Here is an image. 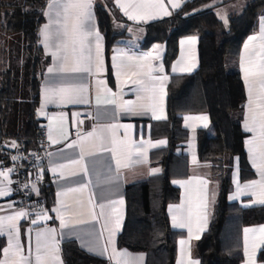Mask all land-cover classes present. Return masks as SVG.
Returning <instances> with one entry per match:
<instances>
[{
	"label": "crops",
	"instance_id": "0c3cea01",
	"mask_svg": "<svg viewBox=\"0 0 264 264\" xmlns=\"http://www.w3.org/2000/svg\"><path fill=\"white\" fill-rule=\"evenodd\" d=\"M184 1L190 0H176L180 5L179 7H173L171 3H168V0H165V3L168 11L172 13L179 9ZM250 1L214 0L208 6L213 8L216 14L218 11L228 7H231L230 10H233V8L240 9L243 2L246 6ZM51 3L52 0H49L45 10V22L41 29L45 25H49V32L54 33L57 27L55 21L58 17L55 5L49 8V4ZM111 4L116 8L117 16H123L134 25L148 23L168 16L161 15L156 19L148 20H130L121 8L118 7L117 0H92L90 11L93 19L85 22V29L91 30L93 35L88 37L84 49L85 57L89 55V48L91 49V72L70 73L60 71L62 60L52 55L56 51L54 38L49 41V47L45 48L40 35L42 49L49 58L50 63L46 68V77L40 91L38 117L41 127L44 128L46 134L45 143L48 154L44 160V170L48 175L49 184L54 188V204L50 209L44 208L39 212L41 215L46 214L50 219H37L36 214L30 220L24 217L12 222L19 228L20 235L18 239L22 247V255L27 257L31 261V264H35L38 234H44L45 238L51 242V238L47 237L50 229L56 230L55 243L59 247L60 264H64L61 243L65 239L77 242L86 253L96 257H104L113 264H117L118 259H123V257H116L115 253H126L127 258L133 264H146L145 253L131 252L125 248L117 247V238L123 231L126 218V200L123 191L127 186L144 182L151 177L159 176L163 172L162 167L150 164V155L152 152L163 150L168 146L166 138L152 137L153 125L155 123H164L168 119V94L163 97L162 103L163 112L167 118L161 120L153 119L151 111L144 113L139 107L141 104L150 103L147 99L149 93L144 91L142 85L133 83V80L140 79L148 85L159 84V81L149 80L147 76L132 77L130 79L128 73L135 70V65L137 64H150L154 69L151 73L153 77H168V80L164 82L167 93L171 77L192 75L199 69V40L195 36L180 38L177 45V57L171 63L169 70H167L164 63L166 45L164 43H153L148 48L142 49L140 47V40L143 38V30L135 26L129 29V38L122 40L110 50L109 61L107 62L105 40L98 28L95 9L97 6H101L109 10L108 8ZM233 15L238 14H229L226 16L227 20ZM216 16L218 17L217 14ZM262 21H264V15L258 20L256 32L244 41L239 57V71L245 91L241 129L245 134L244 147L246 160L254 176L249 180H241L240 160L239 158H235L228 201L238 204L242 209L264 207V204L259 202V187H246L253 181H259L261 177L257 166L254 165L253 154L249 151L248 145V141L252 139L254 134L245 130V124L250 121L251 113L249 111V88L245 82L244 72L241 67L242 58L243 62L247 64L252 50L259 51ZM114 25L117 30H121L123 26L116 21ZM95 33H99L101 37L99 42V59L103 61V64L102 71L100 72L96 71L97 46ZM253 36L258 37V39L253 41L246 51L245 45L249 44V38ZM191 37L196 38L195 44H181L182 41H188ZM60 55L62 56L63 53ZM145 57H148V59H144ZM182 58L184 65L195 63L196 67L191 72L179 71L180 66L177 65V62L181 61ZM85 63H88V61L86 60ZM174 66L177 67V71H173ZM161 67L163 71L158 70ZM49 68H52L53 71L49 72ZM99 81H103L104 83H99ZM68 85L83 86L86 91L81 94L80 99L87 102L66 104L46 102V89ZM108 90L111 91L109 92ZM257 92V86L253 85V98L256 97ZM157 95L159 96V93ZM97 96H99L101 101L99 104H97ZM109 100H115L116 103H107L106 101ZM123 101L132 102V111H125L120 107ZM160 107L161 105L158 101L156 105L157 114L160 113ZM186 116H207V127L201 121H186L184 119ZM111 125H115L116 127H110ZM209 125L210 118L206 113H187L181 116V126L188 132L189 136L185 142L178 145L175 153L188 158L189 176L183 179L176 178L171 181V185L179 190V200L177 203L169 204L166 209L170 228L179 235L176 240V258L174 264H189L190 261L199 262L196 256V245L208 229L213 207L218 196V184L210 179L211 166L199 162L197 152V132L207 129ZM93 131H95L96 135L83 142L85 147L83 161L81 164H71V161L80 159L81 138ZM49 136L52 137L51 140ZM98 137H103L104 149H111L113 147V139L117 142L125 141L130 147V152L122 154L121 159L126 160L128 166L118 167L117 160L113 157L112 152L101 150V141ZM159 140H165L167 142L166 145L160 147L149 146V141L154 144ZM70 144L73 146L69 147ZM10 149L15 150L18 148L12 146ZM145 151L147 156L146 162L142 155ZM193 157H195V163L193 162ZM259 163L260 161L257 159L256 164ZM62 165H66L67 167L62 168ZM85 166L87 172L84 171ZM154 168H158L160 171L152 175L150 174V170ZM7 174V180L0 176V188L7 189L10 193L9 195L0 196V218L15 215L16 212L21 211L16 201V196L10 191L11 176L9 173ZM195 178L206 180L208 183L205 185ZM174 181L178 183H174ZM189 181L190 183H188ZM180 182H184L183 186ZM41 186L42 184L33 187L34 196L38 197ZM81 188L82 191H70V189ZM89 200H91V203H89ZM119 200H123L124 203L122 205L112 203V201ZM100 205L104 207L101 208ZM93 210L96 214V219L92 218ZM101 213L103 214L101 215ZM174 215L177 217L178 222L183 221L186 225L190 224L192 228L191 236L189 235L187 226H173L172 217ZM61 216L66 221L67 227H61ZM34 219H37V223L35 224L32 223ZM118 220L119 226L117 227ZM5 223L7 225L8 222ZM261 227H264V223L243 228V261L241 264H249L248 254L253 253V251L255 264H264V259H260V254L264 251V245L259 244L261 234L259 232L245 233V229H259ZM8 231L9 229L6 226L5 234L0 236V239L5 242V247L8 246L9 241ZM197 235L199 239L196 238ZM16 239L17 237L13 233V243L16 242ZM182 240L186 242L183 246L180 243ZM43 242L44 240L42 239L41 243ZM254 244L257 247L253 250ZM4 258L2 253L0 259Z\"/></svg>",
	"mask_w": 264,
	"mask_h": 264
},
{
	"label": "trees",
	"instance_id": "16d2710c",
	"mask_svg": "<svg viewBox=\"0 0 264 264\" xmlns=\"http://www.w3.org/2000/svg\"><path fill=\"white\" fill-rule=\"evenodd\" d=\"M214 0L184 1L170 15L148 23L129 22L117 16L114 5L109 10L97 6V24L110 50L130 37L129 29L143 30L142 49L164 43V63L169 70L177 57L180 38L195 36L199 40V69L192 75L171 77L167 91V115L164 123H155L152 137H163L168 146L150 155V164L160 166L159 176L127 186L124 228L117 247L146 254V264H174L178 234L169 225L167 206L177 203L179 190L171 185L176 178L189 176L186 156L175 153L188 139L181 126V116L206 113L210 125L197 132L199 162L211 166L210 179L218 184V196L207 231L196 245L200 264H241L242 230L264 223V207L242 209L228 201L235 158L240 160L241 180L253 178L245 154V134L241 129L245 91L239 71V57L244 41L255 33L264 15V0H251L238 15L223 23L208 5ZM49 0H0V144L5 149L15 144L22 152L40 150L42 127L38 117L40 91L50 60L45 55L40 30L45 22ZM123 25L121 30L114 23ZM1 161V160H0ZM45 161L37 164L43 174L38 197L50 209L54 188L49 184ZM4 240L0 239V258ZM64 264H113L104 257L83 251L77 242L63 240ZM264 259V251L260 254Z\"/></svg>",
	"mask_w": 264,
	"mask_h": 264
},
{
	"label": "snow or ice",
	"instance_id": "6c2138e0",
	"mask_svg": "<svg viewBox=\"0 0 264 264\" xmlns=\"http://www.w3.org/2000/svg\"><path fill=\"white\" fill-rule=\"evenodd\" d=\"M168 3H171L173 7H179V3L176 0H168ZM55 5L57 9V17L58 19L55 21L57 27L54 33L49 32V25H45L43 29H41L40 35L42 37V43L44 44L45 48L49 47V41L54 38L55 40V47L56 51L52 53L54 57L62 60V64L60 67V71L63 72H70V73H78V72H91V49L89 48V55L87 57L84 56V49H85V42L88 40V37L93 35L91 30L85 29V22L91 21L93 19L91 15V8H92V0H52V3L49 4V8H52ZM118 7L124 12V14L130 20H148V19H156L161 15H170L171 13L168 11L166 7L165 0H117ZM227 21H225L226 23ZM96 35V46H97V65L96 71H102V64L103 61L99 59V47H100V39L99 33H95ZM258 37L253 36L249 38V44L245 45L246 51L249 49V46L252 44L253 41H256ZM260 45L259 51L256 52L255 49L252 50L250 53L249 60L247 64L243 62L241 67L244 72V78L246 84H248L249 88V111L251 113L250 121L246 122L245 130L247 132L253 133L252 139L248 141L249 151L253 154V162L254 165L257 166L261 179L259 181H253L250 185L246 187L256 188L259 187L260 189V198L259 202L264 204V21L261 24V35L259 37ZM196 38L191 37L188 41H182L181 44L189 43L195 44ZM63 53L61 56L60 54ZM144 59H148L145 57ZM88 63H85V61ZM179 65V71L181 72H191L195 67V63H190L188 65L183 64V58L181 61L177 62ZM159 71H163L162 67L158 69ZM53 69L49 68V72H52ZM154 69L150 64H137L135 65V70L128 73L129 78L132 77H141L147 76L149 80L152 81H159V84H145L143 80L136 79L133 80V83H137L142 85L145 92L149 93L147 99L150 101L148 104H141L139 105L142 112L146 113L151 111L152 118L161 120L166 119V115L163 112V97L167 94L165 91L164 82L168 80L167 76H158L153 77L151 75ZM173 71H177V67H173ZM119 75V73H118ZM99 83H104L103 81H99ZM253 85H256L258 88V92L255 98H253ZM86 91V89L81 87H76L73 85L46 89L45 90V100L46 102L50 103H80V102H87L80 99L81 94ZM109 92L111 90H108ZM159 93V96L157 95ZM159 101L160 113L157 114L156 105ZM100 98L97 96V104H99ZM107 103H116L115 100L106 101ZM131 101H123L120 104V107L125 111H132L131 108ZM254 105V107H253ZM53 119H55L53 117ZM186 121H201L203 122L204 126L207 127L208 117L207 116H186L184 118ZM247 119V118H246ZM110 127H116L115 125H111ZM131 127V126H127ZM95 131L88 133L85 137L81 138V156L79 160L71 161V164H81L84 158L85 147L83 145L84 141H87L91 137L95 136ZM51 140L52 137L49 136ZM101 141V150H108L111 151L113 157L117 160L118 167H127L128 164L126 160L121 159V155L124 153L130 152V147L125 141L117 142L113 139L112 144L113 147L111 149H104L103 146V137H98ZM55 142V141H53ZM165 140L156 141L154 144L149 141L150 147H160L166 145ZM73 145H69L72 147ZM15 147V144H13ZM92 154V153H89ZM144 157V161L146 162L147 156L146 151L142 153ZM16 159V157H13ZM259 159L260 163L256 164V160ZM193 162L195 163V157H193ZM63 167H67L66 165H62ZM55 171V170H54ZM84 171L87 172L86 166L84 167ZM160 170L158 168H154L150 170V174L155 175ZM0 176L4 177L5 180L8 179V174L6 172H0ZM198 179L199 178H195ZM200 183L207 184L208 181L206 180H199ZM174 183H178L174 181ZM183 183L184 182H180ZM190 183V181L188 182ZM70 191H82L81 189H70ZM9 191L4 188H0V196L9 195ZM91 203V200H89ZM113 204H123V200L119 201H112ZM103 208V205H100ZM103 213H101L102 215ZM28 214L23 210L18 211L15 215H9L7 217L0 218V236L5 234V227L9 229L8 236V246L2 249L4 259H0V264H31V261L22 255V247L19 242V228L13 221H18L21 218L26 217ZM92 218L96 219V214L94 210L92 211ZM37 219H50L46 214L41 215L37 213ZM37 219L32 220V223H37ZM173 226L174 227H188L189 235H192V228L190 224L186 225L183 221L178 222L177 217L174 215L172 217ZM61 227H67V223L64 220L63 216L60 217ZM5 222H8L7 225ZM119 226V220L117 222V227ZM55 229H50L47 233V237L51 238V242L47 238H45L44 234H38L37 236V245H36V256H35V264H60L59 261V247L55 243ZM248 232H259L261 237L259 239V244L264 245V227L259 229H245V233ZM13 233L17 237L16 242L13 243L12 236ZM199 239V236H196ZM44 240L41 243V240ZM111 242V241H110ZM181 245L183 246L186 242L180 241ZM257 247L256 244L253 245V250ZM91 251V249H90ZM106 251V249H105ZM115 253V249L113 250ZM247 253V247H246ZM103 254V253H101ZM249 264H255L254 260V251L253 253H249ZM116 257H123V259H118L117 264H133L127 258L126 253H115ZM189 264H199L198 261H190Z\"/></svg>",
	"mask_w": 264,
	"mask_h": 264
},
{
	"label": "built area",
	"instance_id": "2783aa9c",
	"mask_svg": "<svg viewBox=\"0 0 264 264\" xmlns=\"http://www.w3.org/2000/svg\"><path fill=\"white\" fill-rule=\"evenodd\" d=\"M45 137L42 127L40 150L26 153L20 149H5L0 144V172L10 174V191L16 196L20 210L28 214L26 219L29 220L45 208L42 199L33 194V187L43 183V172L37 168V164L42 163L48 154Z\"/></svg>",
	"mask_w": 264,
	"mask_h": 264
},
{
	"label": "rangeland",
	"instance_id": "374dc122",
	"mask_svg": "<svg viewBox=\"0 0 264 264\" xmlns=\"http://www.w3.org/2000/svg\"><path fill=\"white\" fill-rule=\"evenodd\" d=\"M236 5H237V4H236ZM236 5H235V6H236ZM241 6H242V7H240V9H235V8H233V10H230L231 7L224 8V9L218 11V13H216V14L218 15V18L221 19L224 23H225V21H227V22L225 23V24H227V23H228V20H227V17H226V16H228L229 14H234V13L240 14L242 8L245 6V3L243 2ZM232 7H233V6H232Z\"/></svg>",
	"mask_w": 264,
	"mask_h": 264
}]
</instances>
